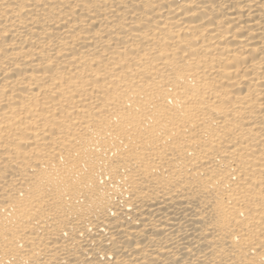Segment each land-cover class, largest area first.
Instances as JSON below:
<instances>
[{
    "label": "bare ground",
    "instance_id": "1",
    "mask_svg": "<svg viewBox=\"0 0 264 264\" xmlns=\"http://www.w3.org/2000/svg\"><path fill=\"white\" fill-rule=\"evenodd\" d=\"M0 264H264V0H0Z\"/></svg>",
    "mask_w": 264,
    "mask_h": 264
}]
</instances>
